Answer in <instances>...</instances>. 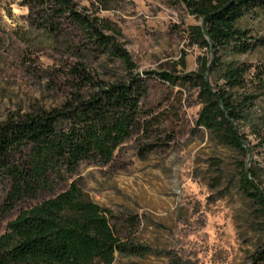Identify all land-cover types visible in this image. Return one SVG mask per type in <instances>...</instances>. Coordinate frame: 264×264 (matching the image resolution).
Listing matches in <instances>:
<instances>
[{"label": "rangeland", "instance_id": "obj_1", "mask_svg": "<svg viewBox=\"0 0 264 264\" xmlns=\"http://www.w3.org/2000/svg\"><path fill=\"white\" fill-rule=\"evenodd\" d=\"M84 14L103 18L117 29L131 55L132 73L144 81L131 133L109 162L86 158L69 174L62 167L50 189L24 197L6 210L10 183L0 175V235L23 209L65 190L75 181L93 201L114 215L117 235L136 251L116 253L111 264H264V217L238 186L242 165L255 167L264 185V49L222 56L245 62L247 89L257 92L248 119L241 121L250 151L223 144L198 117V85L164 81L198 70L203 47L188 34L200 24L185 0H73ZM36 0H0V121L9 116L62 110L57 126H70V110L79 100L127 78L116 57L96 48L68 18L45 19ZM51 21V20H50ZM238 25L264 37L260 12ZM110 34V31H107ZM183 58L185 66L181 65ZM211 81L223 84L218 73ZM244 89H237L243 94Z\"/></svg>", "mask_w": 264, "mask_h": 264}, {"label": "trees", "instance_id": "obj_2", "mask_svg": "<svg viewBox=\"0 0 264 264\" xmlns=\"http://www.w3.org/2000/svg\"><path fill=\"white\" fill-rule=\"evenodd\" d=\"M45 5V19L53 30V20L68 18L82 28L89 41L108 55L118 58L130 72L126 79L79 100L70 110V126L59 128L57 121L66 116L62 110L9 116L0 121V175L10 186L9 210L24 197H35L50 189L51 177L64 171L74 173L86 158L109 162L117 145L135 123L144 81L131 71V55L118 41L120 32L103 18L79 12L73 0H36ZM190 13L200 24L189 26L188 34L203 47L199 68L194 73L174 76L161 72L164 81L192 82L199 87L202 107L198 122L212 130L223 144L250 151L241 121L248 119L257 92L247 89L245 62L222 56L264 49V37H253L239 21L254 12L264 17V0H185ZM51 20V21H50ZM110 31V34L107 33ZM181 65L185 66L183 58ZM218 73L223 84L211 81ZM264 95V80L257 84ZM243 88V94L237 89ZM264 121V112L256 117ZM264 144V134L262 139ZM238 186L257 205L264 217V185L257 168L242 165ZM114 215L99 205L75 182L51 197L21 210L0 235V264H111L116 253L136 251L115 232ZM257 260H264V250Z\"/></svg>", "mask_w": 264, "mask_h": 264}]
</instances>
